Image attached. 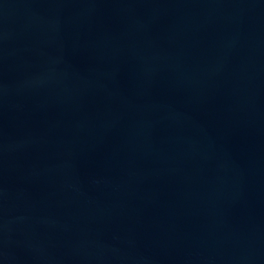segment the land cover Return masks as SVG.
I'll return each mask as SVG.
<instances>
[{
    "label": "water",
    "instance_id": "95a60500",
    "mask_svg": "<svg viewBox=\"0 0 264 264\" xmlns=\"http://www.w3.org/2000/svg\"><path fill=\"white\" fill-rule=\"evenodd\" d=\"M0 264H264V0H0Z\"/></svg>",
    "mask_w": 264,
    "mask_h": 264
}]
</instances>
